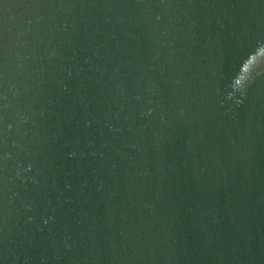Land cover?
Wrapping results in <instances>:
<instances>
[{
	"label": "water",
	"instance_id": "95a60500",
	"mask_svg": "<svg viewBox=\"0 0 264 264\" xmlns=\"http://www.w3.org/2000/svg\"><path fill=\"white\" fill-rule=\"evenodd\" d=\"M264 99V0H0V171L103 129Z\"/></svg>",
	"mask_w": 264,
	"mask_h": 264
}]
</instances>
